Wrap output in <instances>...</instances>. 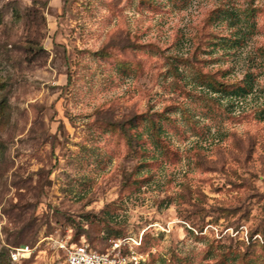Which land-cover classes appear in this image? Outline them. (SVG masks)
<instances>
[{
    "label": "rangeland",
    "instance_id": "374dc122",
    "mask_svg": "<svg viewBox=\"0 0 264 264\" xmlns=\"http://www.w3.org/2000/svg\"><path fill=\"white\" fill-rule=\"evenodd\" d=\"M0 14V264H264V0Z\"/></svg>",
    "mask_w": 264,
    "mask_h": 264
},
{
    "label": "built area",
    "instance_id": "2783aa9c",
    "mask_svg": "<svg viewBox=\"0 0 264 264\" xmlns=\"http://www.w3.org/2000/svg\"><path fill=\"white\" fill-rule=\"evenodd\" d=\"M126 239L112 240L110 247L102 252L88 247L86 244L59 243V248L64 252V264H141V255L133 251L123 253ZM28 246L10 252L11 259H17L20 251Z\"/></svg>",
    "mask_w": 264,
    "mask_h": 264
},
{
    "label": "trees",
    "instance_id": "16d2710c",
    "mask_svg": "<svg viewBox=\"0 0 264 264\" xmlns=\"http://www.w3.org/2000/svg\"><path fill=\"white\" fill-rule=\"evenodd\" d=\"M1 17H2V15L0 14V21H1ZM196 48H199V47L197 46ZM193 58L195 59L196 57L194 56ZM220 84H221V83H220ZM2 103H3V102L0 101V105H1ZM119 126H120L121 128H123V124H122V123H120Z\"/></svg>",
    "mask_w": 264,
    "mask_h": 264
}]
</instances>
